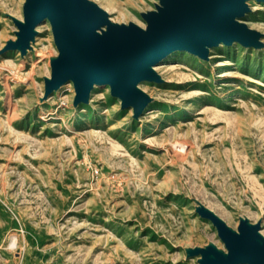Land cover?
I'll list each match as a JSON object with an SVG mask.
<instances>
[{"label":"rangeland","instance_id":"1","mask_svg":"<svg viewBox=\"0 0 264 264\" xmlns=\"http://www.w3.org/2000/svg\"><path fill=\"white\" fill-rule=\"evenodd\" d=\"M91 1L140 27L158 3ZM23 2L0 0V50L16 30L4 13L22 19ZM248 5L241 20L264 34V4ZM37 27L24 58L0 55V264H197L184 247L222 244L196 201L264 233V50L172 53L155 66L162 83L140 84L154 101L136 121L106 86L76 108L71 83L39 103L57 51Z\"/></svg>","mask_w":264,"mask_h":264},{"label":"water","instance_id":"2","mask_svg":"<svg viewBox=\"0 0 264 264\" xmlns=\"http://www.w3.org/2000/svg\"><path fill=\"white\" fill-rule=\"evenodd\" d=\"M251 0H158L154 10L141 13L145 26L118 24L91 0H24L22 19L4 13L16 30L0 55L18 51L24 58L46 21L57 55L50 57V75L44 77L39 103L66 83H71L72 106L89 104L93 86H106L121 110H131L138 121L154 99L142 91L141 82L162 83L154 67L174 52L184 51L209 61V52L220 44H238L263 51L264 34L241 19L251 11ZM264 4V0H255ZM195 213L211 223L222 247L208 241L184 247L185 259L197 264H264V236L260 221L240 217L236 229L196 201Z\"/></svg>","mask_w":264,"mask_h":264},{"label":"bare ground","instance_id":"3","mask_svg":"<svg viewBox=\"0 0 264 264\" xmlns=\"http://www.w3.org/2000/svg\"><path fill=\"white\" fill-rule=\"evenodd\" d=\"M251 1H255V0H251ZM38 30V27H36L35 28V31H37ZM261 42L262 43H264L263 41H262V39H261ZM220 45H222V44H220ZM223 46V45H222ZM232 46V45H231ZM224 47V46H223ZM228 47V46H227ZM210 53V52H209ZM171 55V54H170ZM168 57V56H167ZM222 61H224L223 62V65H222V68L223 67H225V66H227V64H228V61L227 60H222ZM154 70H155V67H154ZM14 73V72H13ZM16 73V72H15ZM14 75V74H13ZM234 77V76H233ZM4 78H6V77H4ZM3 78V79H4ZM226 77H224L223 79H225ZM7 79V78H6ZM141 83H144V82H141ZM141 83H139L138 84V87H140V84ZM66 86L65 85H63V86H61L59 89H64ZM97 86L96 85H94L93 86V89L94 88H96ZM92 89V90H93ZM92 92V91H91ZM7 105V104H6ZM66 105H67V103H63L62 104V102L60 101V102H58L57 103V108L53 111L54 112V114H55V116H60V114L62 113V111H63V107H66ZM147 108V107H146ZM10 110V109H9ZM12 110V109H11ZM63 121V120H62ZM261 121V120H260ZM259 123V122H258ZM263 124V123H262ZM262 124H260V125H262ZM67 126V125H66ZM258 127H259V125H258ZM263 128V127H262ZM261 128V129H262ZM261 129H259V130H261ZM264 131V130H263ZM177 144V143H176ZM171 156V155H170ZM172 156L175 158V159H177V160H180V161H182L183 160V158H184V154H183V150H179V149H177V150H173L172 151ZM186 159V158H185ZM261 233V232H260ZM262 235L264 234V233H261Z\"/></svg>","mask_w":264,"mask_h":264}]
</instances>
